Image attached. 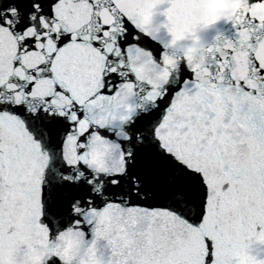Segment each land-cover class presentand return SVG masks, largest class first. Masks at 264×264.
Returning a JSON list of instances; mask_svg holds the SVG:
<instances>
[{
	"label": "snow or ice",
	"instance_id": "snow-or-ice-1",
	"mask_svg": "<svg viewBox=\"0 0 264 264\" xmlns=\"http://www.w3.org/2000/svg\"><path fill=\"white\" fill-rule=\"evenodd\" d=\"M210 7L0 0V264H68L67 229L71 264H264V0L197 65Z\"/></svg>",
	"mask_w": 264,
	"mask_h": 264
},
{
	"label": "clouds",
	"instance_id": "clouds-1",
	"mask_svg": "<svg viewBox=\"0 0 264 264\" xmlns=\"http://www.w3.org/2000/svg\"><path fill=\"white\" fill-rule=\"evenodd\" d=\"M237 0H211V7L206 11L205 15L208 20L205 24V28L202 30V34L208 30V24L212 21L230 20L231 12L229 8ZM205 39L203 35L199 37H193L190 42L181 44V53L183 57L189 62H196L197 65L204 62L205 56L202 51L201 41ZM169 62H173L169 57ZM105 153L102 150L100 141L95 142V147L91 153L92 161L100 168L103 167ZM59 242L62 246L63 255L65 261L71 264V261L76 258L81 252L84 245V237L78 232L67 229L59 236ZM43 255V254H41ZM87 261L81 259V264H100L94 248H90L87 253Z\"/></svg>",
	"mask_w": 264,
	"mask_h": 264
},
{
	"label": "water",
	"instance_id": "water-1",
	"mask_svg": "<svg viewBox=\"0 0 264 264\" xmlns=\"http://www.w3.org/2000/svg\"><path fill=\"white\" fill-rule=\"evenodd\" d=\"M162 10H163V9H161V11H162ZM164 19H165V17H163V16H161V15H159V14L155 17V21H156L157 23H161V22H163ZM227 28H228L227 25L223 24V22H220V23H218L216 26H214L213 28L207 30V32H206V33H203L202 35L204 36V38H205L206 40H209V41H210L211 38H212V36L215 35V33H216L217 30H221V31H225V32H227Z\"/></svg>",
	"mask_w": 264,
	"mask_h": 264
}]
</instances>
